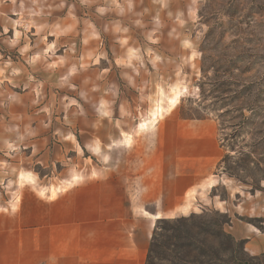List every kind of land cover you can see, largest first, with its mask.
Instances as JSON below:
<instances>
[{
  "label": "rangeland",
  "instance_id": "obj_1",
  "mask_svg": "<svg viewBox=\"0 0 264 264\" xmlns=\"http://www.w3.org/2000/svg\"><path fill=\"white\" fill-rule=\"evenodd\" d=\"M159 109L212 125L223 158L150 264H264L229 230L264 233V0H0V264L46 205L121 168Z\"/></svg>",
  "mask_w": 264,
  "mask_h": 264
},
{
  "label": "crops",
  "instance_id": "obj_2",
  "mask_svg": "<svg viewBox=\"0 0 264 264\" xmlns=\"http://www.w3.org/2000/svg\"><path fill=\"white\" fill-rule=\"evenodd\" d=\"M127 148L121 168L87 177L79 198L36 215L29 241L21 231L16 264H147L157 221L193 212L191 197L204 202L223 158L212 125L176 117L159 121ZM229 230L247 254L264 255V233L256 227L232 221ZM7 239L2 264H13ZM27 243L34 245L30 252Z\"/></svg>",
  "mask_w": 264,
  "mask_h": 264
},
{
  "label": "bare ground",
  "instance_id": "obj_3",
  "mask_svg": "<svg viewBox=\"0 0 264 264\" xmlns=\"http://www.w3.org/2000/svg\"><path fill=\"white\" fill-rule=\"evenodd\" d=\"M180 98H181V92H180L179 88L178 89L177 88L174 89L173 93H172V96L169 98L170 99V105L172 107L176 106L178 104ZM157 112L158 113H154L152 115V117L155 120V122L158 121L159 116L162 115V109H159ZM145 124H146V122L142 123L140 125V127H144Z\"/></svg>",
  "mask_w": 264,
  "mask_h": 264
},
{
  "label": "trees",
  "instance_id": "obj_4",
  "mask_svg": "<svg viewBox=\"0 0 264 264\" xmlns=\"http://www.w3.org/2000/svg\"><path fill=\"white\" fill-rule=\"evenodd\" d=\"M168 220H166V219H161V220H158V222H157V224H156V227H155V233H154V237H153V240H154V238H155V236H156V233H157V231L159 230V226L161 225V224H163V223H166ZM150 258V257H149ZM147 264H150V261L148 260V262H147Z\"/></svg>",
  "mask_w": 264,
  "mask_h": 264
}]
</instances>
